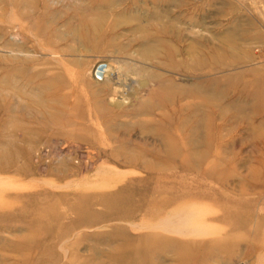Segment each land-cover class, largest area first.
<instances>
[{
  "label": "rangeland",
  "instance_id": "obj_1",
  "mask_svg": "<svg viewBox=\"0 0 264 264\" xmlns=\"http://www.w3.org/2000/svg\"><path fill=\"white\" fill-rule=\"evenodd\" d=\"M262 46L264 0H0V264H264Z\"/></svg>",
  "mask_w": 264,
  "mask_h": 264
},
{
  "label": "bare ground",
  "instance_id": "obj_2",
  "mask_svg": "<svg viewBox=\"0 0 264 264\" xmlns=\"http://www.w3.org/2000/svg\"><path fill=\"white\" fill-rule=\"evenodd\" d=\"M110 65V64H109ZM109 68V67H108ZM102 70V69H101ZM110 72H111V70H109ZM32 73V72H31ZM49 73V72H48ZM99 74V73H98ZM111 74V73H110ZM109 74V75H110ZM102 75V74H101ZM46 77V76H45ZM95 77L100 81V80H102L100 77H97L96 75H95ZM109 77V76H108ZM111 77V76H110ZM39 79H40V77H39ZM54 79V78H53ZM52 79V80H53ZM111 79V78H110ZM41 80V79H40ZM52 80H51V82H52ZM38 81V80H37ZM53 83V82H52ZM53 85V84H52ZM60 87V86H59ZM131 88V87H130ZM59 89V88H58ZM118 90H119V86H116L115 87V93L117 92L118 93ZM47 91V90H46ZM45 91V92H46ZM120 91V90H119ZM50 92V91H49ZM58 92V91H57ZM70 93V92H69ZM124 93V92H123ZM129 93V92H128ZM52 94V93H51ZM56 94V93H55ZM132 96V95H131ZM120 100H122V99H120ZM126 100V98H124V101ZM132 100V99H131ZM124 101L122 100V102L124 103ZM44 102V101H43ZM119 103H121V102H119ZM165 103H166V101H165ZM165 103H164V105H165ZM69 104V103H68ZM138 104V103H137ZM124 105V104H123ZM33 106V105H32ZM120 107V106H119ZM164 107H166V106H164ZM36 108V107H35ZM71 108V107H70ZM70 111V110H69ZM70 113V112H69ZM120 138V137H119ZM122 140H123V138H122ZM121 140V141H122ZM124 141H126V140H124ZM190 149V146H189V143L188 142H186V140H185V138H183V140H182V142H181V149H180V151H178L177 152V156L179 155V156H181V155H184V153L186 152V151H188ZM128 150V149H127ZM130 151V150H129ZM166 152H167V155L169 156V157H172V156H176V154H174V153H172V150H170V149H167L166 150ZM179 152L181 153V154H179ZM123 153V152H122ZM124 154V161L126 162V163H128V164H133L134 163V161H135V158L132 156V152L130 151L129 153H127V152H125V153H123ZM182 160V159H181ZM136 163H137V160H136ZM142 165L143 166H146V167H149V166H147L146 164H145V161L142 163ZM184 165V164H183Z\"/></svg>",
  "mask_w": 264,
  "mask_h": 264
},
{
  "label": "built area",
  "instance_id": "obj_3",
  "mask_svg": "<svg viewBox=\"0 0 264 264\" xmlns=\"http://www.w3.org/2000/svg\"><path fill=\"white\" fill-rule=\"evenodd\" d=\"M256 51L259 52V53H261V54H262V53L264 54V46H262V47H260V48H257ZM238 264H246V263H245V262H240V263H238Z\"/></svg>",
  "mask_w": 264,
  "mask_h": 264
}]
</instances>
